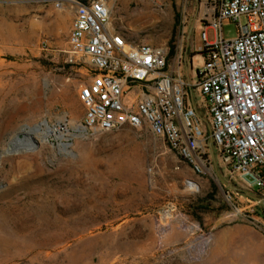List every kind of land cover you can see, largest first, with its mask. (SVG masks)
<instances>
[{
  "label": "rangeland",
  "instance_id": "374dc122",
  "mask_svg": "<svg viewBox=\"0 0 264 264\" xmlns=\"http://www.w3.org/2000/svg\"><path fill=\"white\" fill-rule=\"evenodd\" d=\"M55 1L0 0V264H264V205L246 195L255 193L229 189L214 168L195 174L148 127L81 131L86 71L68 63L76 0L61 10ZM107 1L112 24L131 43L168 48L172 66L194 22L196 79L202 34L216 41L211 0ZM223 36L237 38L236 23ZM41 123L70 146L39 135L32 152L5 151ZM192 229L211 236L198 261L184 250Z\"/></svg>",
  "mask_w": 264,
  "mask_h": 264
},
{
  "label": "built area",
  "instance_id": "2783aa9c",
  "mask_svg": "<svg viewBox=\"0 0 264 264\" xmlns=\"http://www.w3.org/2000/svg\"><path fill=\"white\" fill-rule=\"evenodd\" d=\"M66 3L54 6L61 10ZM70 3L68 63L86 71L81 131L148 127L195 174L217 169L264 200V0H211L206 29L215 30L216 41L202 34L204 67L194 80L182 47L172 66L168 48L123 41L107 0ZM229 22L238 28L233 40L223 36ZM210 241V233L192 229L184 250L198 261Z\"/></svg>",
  "mask_w": 264,
  "mask_h": 264
},
{
  "label": "bare ground",
  "instance_id": "6f19581e",
  "mask_svg": "<svg viewBox=\"0 0 264 264\" xmlns=\"http://www.w3.org/2000/svg\"><path fill=\"white\" fill-rule=\"evenodd\" d=\"M119 35L122 37L123 41H128L129 44H136L129 41L128 31H126V29L122 26H119ZM1 133L3 134V132H0V140L2 137ZM39 135H42L44 140H47L52 136L55 137L56 139H58V141H60V146L64 147L65 149L70 146L69 143H65V141H67L69 138L62 134L57 126L51 128L47 125V123H41L31 128H24V130L22 131V137L20 138L18 135V137H14V139L10 143H8L9 145L7 147V150L5 151L10 152L14 149L15 152L20 153L32 152L34 150V145L39 142V140L37 139V137H40ZM71 136H76V134H73ZM55 211L57 212V209H55Z\"/></svg>",
  "mask_w": 264,
  "mask_h": 264
},
{
  "label": "crops",
  "instance_id": "0c3cea01",
  "mask_svg": "<svg viewBox=\"0 0 264 264\" xmlns=\"http://www.w3.org/2000/svg\"><path fill=\"white\" fill-rule=\"evenodd\" d=\"M210 4H211V10H214L213 9V7H212V3L210 2ZM198 7H199V3H198ZM192 27H194V22H193V24H192V26H191V28ZM191 36L188 34V36H187V39H188V41H187V43H186V45H185V51H184V54H188V49H189V38H190ZM171 69H173V67H171ZM215 174H216V176L220 179V181L226 186V187H228L227 185H226V183H230L229 181H228V179L224 176V175H222V173H220L219 171H217V169H215ZM232 184V183H231ZM234 186H236L235 184H233ZM237 188H238V192H241L242 190L238 187V186H236ZM229 188V187H228ZM230 189V188H229ZM232 190V189H231ZM247 195V197H250V198H252L253 199V197L254 196H252V195H250V194H246Z\"/></svg>",
  "mask_w": 264,
  "mask_h": 264
},
{
  "label": "water",
  "instance_id": "95a60500",
  "mask_svg": "<svg viewBox=\"0 0 264 264\" xmlns=\"http://www.w3.org/2000/svg\"><path fill=\"white\" fill-rule=\"evenodd\" d=\"M193 28V27H192ZM192 28L190 29V33L189 35L191 36V33H192ZM226 185L232 189L233 191H238V188L236 186H234L233 184L231 183H226ZM253 199H255L259 204L261 205H264V200L263 199H260V198H256V197H253Z\"/></svg>",
  "mask_w": 264,
  "mask_h": 264
},
{
  "label": "trees",
  "instance_id": "16d2710c",
  "mask_svg": "<svg viewBox=\"0 0 264 264\" xmlns=\"http://www.w3.org/2000/svg\"><path fill=\"white\" fill-rule=\"evenodd\" d=\"M172 52V51H171ZM254 197H256V198H260V199H262L261 197H259V196H254ZM203 209H206L205 207H202Z\"/></svg>",
  "mask_w": 264,
  "mask_h": 264
}]
</instances>
